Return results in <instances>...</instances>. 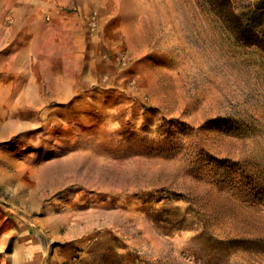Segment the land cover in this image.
Wrapping results in <instances>:
<instances>
[{
	"label": "rangeland",
	"instance_id": "1",
	"mask_svg": "<svg viewBox=\"0 0 264 264\" xmlns=\"http://www.w3.org/2000/svg\"><path fill=\"white\" fill-rule=\"evenodd\" d=\"M38 38L0 40V264H264L261 51L198 0Z\"/></svg>",
	"mask_w": 264,
	"mask_h": 264
},
{
	"label": "crops",
	"instance_id": "2",
	"mask_svg": "<svg viewBox=\"0 0 264 264\" xmlns=\"http://www.w3.org/2000/svg\"><path fill=\"white\" fill-rule=\"evenodd\" d=\"M84 4L85 0H0V36L7 40L4 51L15 56L25 46L38 48V35L66 28Z\"/></svg>",
	"mask_w": 264,
	"mask_h": 264
},
{
	"label": "trees",
	"instance_id": "3",
	"mask_svg": "<svg viewBox=\"0 0 264 264\" xmlns=\"http://www.w3.org/2000/svg\"><path fill=\"white\" fill-rule=\"evenodd\" d=\"M198 1L208 14L226 23L238 43L257 48L264 56V12L259 1Z\"/></svg>",
	"mask_w": 264,
	"mask_h": 264
}]
</instances>
